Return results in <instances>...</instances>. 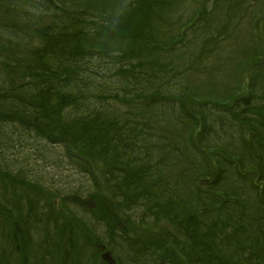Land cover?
<instances>
[{
  "label": "trees",
  "instance_id": "16d2710c",
  "mask_svg": "<svg viewBox=\"0 0 264 264\" xmlns=\"http://www.w3.org/2000/svg\"><path fill=\"white\" fill-rule=\"evenodd\" d=\"M187 1L0 0V250L11 243L16 253L12 255L41 258L58 236L68 232L71 237L60 224L65 221L52 212L41 183L24 171L26 160L11 156L19 144L31 145L18 138L23 132L63 145L71 162L97 166L111 195L100 202L104 220L109 221V215L115 221L130 219L127 211L141 206L148 210L151 226L161 232L159 249L171 264H238L222 240H229L230 234L225 215L244 203L231 186L234 163L218 153L212 156L211 147L205 149L209 156H198L199 165L191 161L185 143L190 139L183 140L176 120L170 135L165 131L170 124L162 120L158 133L145 127L151 143L146 146L140 140L147 109L134 104L135 96L162 86H144L155 77L158 62L136 68L134 61H147L146 52L163 48L155 41L167 21L165 7L175 13L179 30L186 27L179 13H184ZM246 1L201 0L200 8L210 10L222 27L236 18ZM253 27L260 29L258 23ZM160 74L156 78L170 84L168 75ZM200 98L192 93L184 105L203 115L195 120L202 144L212 140L217 119L213 111L205 115L208 106L200 105ZM182 161L189 170L177 167ZM182 177L193 186H186L193 195L178 192L177 179ZM208 195L207 202L203 197ZM255 197L261 201L260 193ZM147 219L142 215L141 220ZM261 231H252L250 239L240 235L237 247L264 239ZM4 255L2 251L1 261Z\"/></svg>",
  "mask_w": 264,
  "mask_h": 264
},
{
  "label": "rangeland",
  "instance_id": "374dc122",
  "mask_svg": "<svg viewBox=\"0 0 264 264\" xmlns=\"http://www.w3.org/2000/svg\"><path fill=\"white\" fill-rule=\"evenodd\" d=\"M199 1L200 0L191 3L192 6H195V10L199 9ZM211 4L212 2H209V6H211ZM203 15L204 17L207 16V10L204 11ZM245 28L246 27L241 25L240 28L232 32L230 39L227 41L226 50L220 53V55H216L215 58L213 55V65L220 66L221 63L225 62L231 67L242 62V57L240 54L236 53V50L248 43V39L244 34ZM192 73L194 79L187 83H183V87L191 93L194 89L200 88H206L207 91L211 86L209 83L211 80V73H197L195 71H192ZM187 76L191 78L190 71H188ZM180 78L179 76L176 80L177 82L179 81V83H181ZM223 79V72L219 76L217 72L215 73V81L218 83L213 88L217 93L214 97H219L218 92L223 89L222 83H225ZM259 80L256 89L258 94L262 95L264 98V91L262 90V88L264 89V82L261 80V77ZM181 95L183 94L181 93ZM197 95L199 97L207 96L203 95L202 92ZM262 97L255 98L254 100H259ZM218 102L226 103L228 101L222 99L218 100ZM255 102L256 104H264V99ZM150 109L151 108H148L144 112L143 119L144 121H148V127L151 119L149 114ZM153 109L157 114L161 113L160 107H153ZM223 115L231 118L233 116L232 113H224ZM170 116L171 113L165 112L164 117L169 119L171 118ZM235 120L240 124L238 119ZM182 121L183 119L178 121L179 127L182 126ZM253 123V120L249 118L240 125L241 135L247 144L246 146H248L247 149L245 150L242 148L241 140H239L231 145V147L226 148L229 150L225 152V156L240 153L242 158L252 159H247L246 164H244V161L241 163L236 159L235 172H241L247 180L245 178L237 180V176L232 175L234 181H231V186L234 185L237 188L238 184V186L243 187L241 192L245 193L246 196L257 194L259 190L263 191L264 189V181H262L264 178V153L262 155L263 159L256 163L253 161V156H251H256L257 152L258 155H260L262 152V149L259 148L260 143L262 144V139L260 136H257L259 135L258 132L256 136L254 135ZM240 126L238 127L239 129ZM18 127L17 132H20L22 128L19 125ZM235 135L237 139L240 138L239 132H235ZM19 137L24 142H31V145L19 144V151L11 154V156H21V158L26 160L28 167H25L24 171L28 172V175L33 181L36 182L37 180L41 183L40 185L44 188V193L46 194V198H48L56 219L60 216L61 219L65 221L60 224L71 232L70 238H68V232L66 237L62 236V238H60V236H58V238H56L57 241H60V244L55 250H52L53 255L46 259V264H101L103 260L98 256L96 247L99 244L106 245L107 249L111 250L113 257L120 261L121 264H146L147 258H149L147 264H155V261L151 257H148V255L161 250L159 249V245L162 243V236H160L161 232L159 230H155L151 226L152 217L149 215L148 210H144L145 208L141 206L138 211H127V215L130 219L120 218L119 221H115L112 220L111 215H109V221L104 220L105 216L99 214L103 210V206H101L100 202H104L107 199V197H105L106 199L104 198V194L109 192V188L107 186L108 183H105L104 175L99 173L96 165L94 166L87 163L85 160L81 161L78 159H76L75 162H71L66 158V155L64 156L65 148L63 145L59 146L53 143H46L44 142L45 140L36 138V135L33 136L22 132L18 138ZM254 138H257V141H255ZM32 146L35 148L31 149ZM192 149L195 150L196 148L194 147ZM31 152L35 156L30 155ZM73 154L77 157L76 153L73 152ZM96 183L100 184L98 188ZM229 187L230 183L228 185V188ZM177 188L178 192L182 195L184 194L185 197L189 194H194L193 191H191L193 189L190 190L184 183H177ZM94 196L98 197L96 198ZM109 196L111 195L109 194ZM209 197L210 195L206 196V198L203 197V199L207 201L206 199ZM187 202L190 203L189 198H187ZM256 204V201L247 199L245 206L243 209L239 210L238 213H235L233 216H228L227 218L224 217V220L229 223L230 234L228 235L229 240H227L226 236L222 237V240L226 241L225 244H229L226 247L231 249L230 254L232 255H235L234 247L238 246L236 242L239 236L242 235L244 238L250 239L253 233L252 231H255L254 228L257 227L255 225L257 221L253 216L260 211V207ZM95 214L96 218L94 217ZM142 215H147V221L141 220ZM261 220L264 221V218ZM2 251L5 254H9L4 259L3 264H10V262L15 260L17 262V256L12 255L14 248L11 249L8 243L4 249L0 250V253ZM67 251H70L72 254L67 255ZM94 252L97 255H95ZM160 252L161 251H158V253ZM39 259L41 258H35L33 256L31 258V263ZM37 264L40 263L37 262Z\"/></svg>",
  "mask_w": 264,
  "mask_h": 264
},
{
  "label": "water",
  "instance_id": "95a60500",
  "mask_svg": "<svg viewBox=\"0 0 264 264\" xmlns=\"http://www.w3.org/2000/svg\"><path fill=\"white\" fill-rule=\"evenodd\" d=\"M104 259L107 260L110 264L113 262V260L110 259L109 254L104 255Z\"/></svg>",
  "mask_w": 264,
  "mask_h": 264
}]
</instances>
